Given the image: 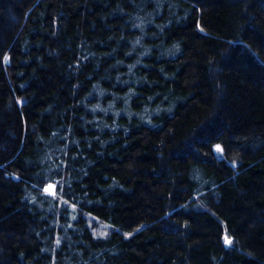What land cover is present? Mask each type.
Masks as SVG:
<instances>
[{"label": "trees", "instance_id": "trees-1", "mask_svg": "<svg viewBox=\"0 0 264 264\" xmlns=\"http://www.w3.org/2000/svg\"><path fill=\"white\" fill-rule=\"evenodd\" d=\"M0 264H264V0H0Z\"/></svg>", "mask_w": 264, "mask_h": 264}, {"label": "rangeland", "instance_id": "rangeland-1", "mask_svg": "<svg viewBox=\"0 0 264 264\" xmlns=\"http://www.w3.org/2000/svg\"><path fill=\"white\" fill-rule=\"evenodd\" d=\"M53 189H54L53 186H48L46 188L47 192H49V191L52 192ZM109 229H110V227L107 224L102 223V222H98V224H96V226H95V231L97 233H100V234H104V233L108 232Z\"/></svg>", "mask_w": 264, "mask_h": 264}, {"label": "water", "instance_id": "water-1", "mask_svg": "<svg viewBox=\"0 0 264 264\" xmlns=\"http://www.w3.org/2000/svg\"><path fill=\"white\" fill-rule=\"evenodd\" d=\"M48 193H50V194H51L52 192H51V191H49Z\"/></svg>", "mask_w": 264, "mask_h": 264}, {"label": "snow or ice", "instance_id": "snow-or-ice-1", "mask_svg": "<svg viewBox=\"0 0 264 264\" xmlns=\"http://www.w3.org/2000/svg\"><path fill=\"white\" fill-rule=\"evenodd\" d=\"M226 240H227V238H226ZM228 242H230V241H228Z\"/></svg>", "mask_w": 264, "mask_h": 264}]
</instances>
